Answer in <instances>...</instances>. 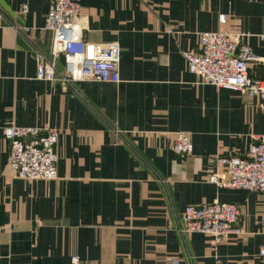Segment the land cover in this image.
Listing matches in <instances>:
<instances>
[{"label":"crops","instance_id":"1","mask_svg":"<svg viewBox=\"0 0 264 264\" xmlns=\"http://www.w3.org/2000/svg\"><path fill=\"white\" fill-rule=\"evenodd\" d=\"M51 1L0 0V264H70L73 254L79 264H264V193L207 181L217 157L245 156L264 111L256 97L200 83L183 56L200 32L225 29L249 34L242 42L264 57V0H79L84 39L120 46L116 84L35 78L34 50L50 55ZM250 75L262 78L264 64ZM11 124L57 132L56 178L12 176ZM177 131L191 154L172 152ZM215 200L239 206L240 235L215 245L179 233L185 206Z\"/></svg>","mask_w":264,"mask_h":264},{"label":"built area","instance_id":"2","mask_svg":"<svg viewBox=\"0 0 264 264\" xmlns=\"http://www.w3.org/2000/svg\"><path fill=\"white\" fill-rule=\"evenodd\" d=\"M27 3L20 6L27 12ZM84 16L79 0H52L44 19L43 28L52 34L50 55L34 50L35 78L42 81L78 82L95 81L118 83L121 49L117 42H90L84 39ZM225 24L226 15H219ZM168 31L172 32L168 27ZM247 33L229 32L225 29L203 31L198 34V51L183 52L188 71L200 83L224 88L248 97H256L264 111V76L256 79L250 75L252 64H264V57L254 54L242 42ZM63 54V67L57 68L56 58ZM3 138L8 141V168L14 177L30 180H52L57 177L58 134L52 128L7 125L2 127ZM188 133H173L171 150L178 156L192 152ZM207 181L216 189H243L264 193V132L250 134L245 156L217 157L215 168ZM239 206L219 202L187 205L179 216L180 234L201 233L209 235L215 245L230 235H240L236 226ZM258 255L264 257V247ZM168 261L175 259L168 257ZM70 264H79L73 254ZM214 264H220L215 257Z\"/></svg>","mask_w":264,"mask_h":264}]
</instances>
